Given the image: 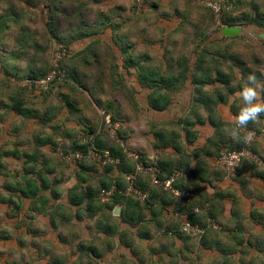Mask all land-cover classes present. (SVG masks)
<instances>
[{"label":"rangeland","instance_id":"374dc122","mask_svg":"<svg viewBox=\"0 0 264 264\" xmlns=\"http://www.w3.org/2000/svg\"><path fill=\"white\" fill-rule=\"evenodd\" d=\"M200 1L145 0L138 7L136 0H0V59L19 68L21 78L15 79L16 84L11 82L14 95L34 112V117L27 121L18 118L14 121L15 127L30 128L32 132L26 130L16 135L15 143L23 145L22 152L30 153L35 150L33 140L47 138L54 142L53 147L40 150L46 169L55 172L49 176L50 181L60 180L51 188L60 197L56 200L50 197L48 207L51 218L61 225L62 239L69 244L71 253H88V246L105 251L98 223L110 221L121 227L119 216L113 215V211L100 209L92 217L84 211L85 203L79 207L70 205L78 176L86 179L84 184L79 183L78 191L84 187L92 189L100 207L111 203L99 195L102 183L113 184L122 176L115 169L108 173L93 154L82 161L67 159L64 152L69 146L85 142L88 138L85 132L90 128L94 131L91 136L119 144L127 154H136L151 163L167 153L154 149L153 134L167 129L181 131L179 121L185 120V114L189 116L187 111L194 93L189 81L180 87V92L170 93V107L158 113L148 106L149 90L141 85L140 72L175 75L181 64L193 72L200 62L201 70L209 66L228 75L233 86L246 82L249 74L264 80V39L260 38L264 34V0H220L222 9L218 13ZM225 19L233 22L231 27L241 28V33L232 40L222 38ZM80 32H88L91 37L65 47L62 41L67 43L70 36ZM60 46L69 53L64 65L76 71L77 81L65 77L45 93L25 86L28 68L49 70ZM1 69L0 83H4ZM4 89L7 90V85L0 93ZM215 89L226 91L216 84L205 92ZM0 98L4 99L1 95ZM67 102L72 103L73 109L67 108ZM79 162L90 170H81ZM136 173L149 184L145 174ZM202 199L205 201V196ZM173 204L178 210L176 222L181 225L185 219L182 215L190 208L183 207L182 200ZM200 204L201 201L194 200L196 212ZM80 214L83 217H78ZM207 215L205 205L202 217ZM109 216L111 220L107 219ZM214 219L207 218L205 222L214 224ZM116 238H112L114 247ZM61 251L66 253L59 248L58 252Z\"/></svg>","mask_w":264,"mask_h":264},{"label":"crops","instance_id":"0c3cea01","mask_svg":"<svg viewBox=\"0 0 264 264\" xmlns=\"http://www.w3.org/2000/svg\"><path fill=\"white\" fill-rule=\"evenodd\" d=\"M0 67L4 82L0 83V90L7 85V90L0 93L4 97L0 98V264H264V134L252 144L259 162L247 159L230 176L214 164L215 157L223 148L217 151L210 142H237L229 135L234 124L232 116L242 106V101L235 94L227 99V104H220L216 109L218 119L224 123L220 129L206 121L204 111L193 114L189 108V116L185 114L184 117L190 125L196 124L190 127L197 132L196 139L189 144L185 132L177 131L181 134L178 140L181 154L169 148L164 156L176 165L186 162L188 168L197 171L201 178L196 183L198 197L205 196L211 200L210 211L216 223H205L201 237L178 236L174 233L178 227L176 205L167 204L160 210L159 199L152 211H146L145 222L135 227L120 223V235L100 233L104 243H111V249H106L97 259L91 252L82 255L80 251L71 253L69 244L62 239L61 225L51 218L49 202L46 203V198L51 197L49 190L39 191L34 198L25 197L20 192L33 180L41 184L27 173L31 165L25 164L24 158L17 159L13 153H32L22 152L23 145L15 143L16 135L27 131L32 133L30 128L15 127L14 122L16 118L27 121L32 117L18 115L9 109L12 98H16L11 82L16 84V80L5 74L1 62ZM188 81L193 87L190 79L183 85ZM192 101L193 98L189 102L190 107ZM232 107L235 111L231 110ZM196 114L204 119V125L197 123L199 117ZM164 131L169 133L171 130ZM41 140L32 141V146L39 152L45 147L37 146ZM40 162L35 168L44 171L46 161L41 152ZM49 176L53 175L45 174L43 178ZM182 217L185 222L186 214ZM76 227L79 228V224ZM113 237H117L115 247ZM59 248L66 253L58 252Z\"/></svg>","mask_w":264,"mask_h":264},{"label":"trees","instance_id":"16d2710c","mask_svg":"<svg viewBox=\"0 0 264 264\" xmlns=\"http://www.w3.org/2000/svg\"><path fill=\"white\" fill-rule=\"evenodd\" d=\"M60 1H63V0H60ZM223 23L225 24V26H233V22L230 19L223 20ZM88 37H91V34H88V32H80L76 34L75 36L74 35L70 36L67 43L65 41H62V39H59V40H61L64 43V45H67L65 47H68L70 43L78 41V40H82ZM222 38H229V37L223 36ZM229 39L232 40L231 38ZM231 58H233V56H229V59ZM65 61L66 59H64L61 63V68L65 71V77L70 78L72 80L75 79L74 81H77L76 71H74V69L67 68L66 65H64ZM0 62L4 66L3 69L6 75L11 76L15 79L21 78L18 76V72L20 71L18 67L14 68V66H10L2 59H0ZM238 63L240 65H243L239 61ZM201 67H202L201 63L197 62L195 64L193 72H191L190 69L186 65L181 64L179 71L175 75L170 74L169 76H163L151 70H147L146 72H143V71L140 72V75H139L140 83L144 88L149 90V94L147 98V103H148L149 108L158 113L166 111L172 103V97L170 96V92L178 91L185 81H187L188 79H191L193 87H194V93H193V101H192L189 112L191 111L194 114L198 112L199 110L204 111L207 114L206 121H208L211 126L216 127L217 129L223 128L224 123H222L220 119H218L216 109L218 105L220 104H227V99L230 96L234 95L235 93L239 92L244 82L233 86L232 80L228 75L215 70V68H210L209 66L206 67V69L204 70H201ZM50 68L49 70L47 69L40 70L39 68L32 66L28 68L25 79H38V78L44 77L48 74V72L50 71ZM198 72L201 73L200 76H195L196 73ZM54 83L51 84L48 91H50ZM216 84L226 89L225 93H222L219 90L217 91L216 89L210 93L209 92L206 93L204 91L207 87H213V86L215 87ZM40 93H45V92H40ZM15 97L16 98H12L9 109L14 111L16 114L22 115L24 117H34V112L31 109L26 108L24 106L22 98H20L19 96H15ZM66 106L68 109H73L71 102H67ZM234 109H235L234 107L231 108L232 111H235ZM235 114L237 113L234 112V115ZM195 116L199 117L197 118L198 119L197 123H199L200 126L204 125L205 123L204 119L202 117L201 119L200 116L197 114ZM263 118L264 116H261L256 122L249 123L247 126L248 130L252 129V130H255L257 133V138L255 139L253 143H255L256 140L262 134L261 122ZM178 124L182 127L181 130L185 132L186 139L188 140L189 144L193 143V141L196 139L197 132L194 129H191L190 127H194L196 124L193 123L190 125V123L186 119L179 121ZM233 126L234 124L232 125V127ZM85 134L88 137L85 142L72 143L69 146L68 150L64 152V154L68 156L70 154L79 152L82 154V158L80 159L82 161L83 157L87 156L90 150H93L95 153H98V154H103L104 152H108L111 158L118 160V164L115 167L112 165H107L106 171L109 173L115 169L118 171V175L122 177L115 179L113 184L106 183V182L102 183L101 189H109L112 186H115L116 192L111 199V203L108 206L100 207V206H97L95 203L96 194L94 193L92 189L88 187H84L82 190L80 189V191H78L79 183L82 182L84 184V182L86 181L84 176H78V184H76L72 188V195L70 196V205L79 207L81 206V204L85 203L84 211L87 214L91 215L92 217L96 215V213H98L100 209L105 208V209H108L112 213L115 207H119L120 208L119 222L123 224H127L130 227H135L138 224L146 221V211L148 210L152 211V209H154V205L157 204L156 201H158L159 199H160V203H159L160 210L163 209L167 204H172L178 201L174 197H172V195H170L169 193H166L162 191L161 188L154 186L148 174L143 173L148 177L149 184H147L146 182H143L137 177L138 176L136 173L137 163H141L142 165L146 166V165L152 164V162L151 163L145 162L144 160L140 159V157H138L137 161H133L129 159L128 154L124 151V149L119 144H109L105 142V140L99 138L98 136H91L94 134V131L91 130L90 128L87 130V132H85ZM180 136L181 134L176 131H172V132L170 131L169 133H165L162 130L157 131L153 134V137H154L153 147L156 150H160L162 153L166 149L171 148L176 153L181 154L182 148L180 146V143L178 142ZM89 137H91V139ZM213 141H210V142L213 143L212 147L216 149L217 151L222 148L223 150H238L244 146V144L240 142L232 143L233 141L232 142L228 141L226 143H223L221 142V140L219 142L218 141L213 142ZM46 145L53 147L54 142L51 139L46 138L37 143L38 147L46 146ZM249 149L253 153H255L252 145L249 146ZM13 153H15L14 156L17 159L24 158L25 164L31 165L27 173L32 174V176L36 177L35 179H38L39 181H41V184H37L36 182H34V180L33 182L32 181L28 182L25 185V190H20V192L23 193L22 195L28 198H34L37 196L39 191L49 190L52 199L56 200L59 197V194L56 190H51V188L55 186V184L59 183L60 180L50 181L49 178L47 179L43 178V175L45 174L54 175L55 172L52 169H45L44 171L36 170L35 167L41 163L40 162V152L38 148L31 154L23 153L19 155L18 152H13ZM219 154L220 152L218 153V155ZM80 160H76V161H80ZM79 163H80L81 170L83 171L90 170L86 168L81 162ZM154 163H155V167L159 170L158 176H159V179L161 180L168 178L175 171L185 172L186 178L180 180L177 183L176 187L179 189L190 190L194 194L193 200H191L189 203L183 204V207L190 208V209L185 213L186 221L182 222L181 225L178 224L177 230L176 232L174 231V233H176V235L178 236L186 235L180 230L182 224L184 223H191L192 225H198L200 228L202 227L204 228L205 223H206L205 220H207V218H212L214 216L212 215L210 211L211 200L208 197H205V201H204L202 199V196L198 197L197 188L193 187L194 186L193 184L197 185L196 184L197 181L201 179L197 171H194L188 168V164L186 162L179 163L181 165H176L172 160L168 159L167 157L159 158ZM223 172L227 174L225 170H223ZM129 176H134V180H133L134 187L140 190L141 192L147 194V198L144 201H140L138 198H135L133 196L124 195V192L126 188L128 187L127 182L129 181L127 180V178ZM192 179L195 181L194 183ZM49 200L50 198H46V203H48ZM194 200H196V202L198 200L201 201L200 207L199 208L197 207L199 212H196L194 210ZM202 200H203V203H202ZM205 205L208 206V215L202 217V210H204ZM78 217H83V215L80 214V216L78 215ZM107 219L111 220L112 217L109 216ZM98 224H99L98 229L100 230V233H103L105 235L114 236L117 234L120 235L121 233L119 231L120 226L113 222H110V221L108 223L100 222ZM186 236L189 237V235H186ZM192 237L195 238L198 236H192ZM104 245H106L104 249L105 251L106 249L108 250L111 249V243L110 244L105 243ZM86 249L88 253L91 252L92 255H94V257L97 259L101 258L102 255L105 253V251L99 252L96 248H93L91 246L90 247L88 246ZM83 254H86V253H83ZM83 264H86V262Z\"/></svg>","mask_w":264,"mask_h":264},{"label":"built area","instance_id":"2783aa9c","mask_svg":"<svg viewBox=\"0 0 264 264\" xmlns=\"http://www.w3.org/2000/svg\"><path fill=\"white\" fill-rule=\"evenodd\" d=\"M203 4H207L206 6L211 7L214 12L218 13L221 8L220 0H201ZM200 1V2H201ZM145 0H136L138 7H141ZM69 57V53L64 46H60L53 55L51 69L48 74L44 77L38 79H26L25 84L34 88L38 92H46L52 83L64 80L65 71L61 68V63L64 59ZM262 124V134H264V118L261 122ZM246 131H251L254 133L253 140L251 143L245 145L238 150H224L222 151L216 158L215 164L226 171L228 175L235 174L237 168L244 160H252L255 163L259 162L258 157L249 149V146L253 144L255 139L257 138V133L255 130H241V134L244 135ZM89 151L87 155L93 154L98 163L105 167L107 165L116 166L118 164V160L113 159L109 156L108 152H104L103 154H98L95 152ZM233 154H236L235 157ZM67 159L70 160H80L82 158V154L77 152L74 154H70L66 156ZM128 158L137 161L138 156L136 154H128ZM238 158V159H237ZM136 172L146 173L150 176L152 184L162 189V191L169 193L176 200H182L184 203H189L193 199V192L186 189L177 188V183L186 178V173L183 171H175L168 178L161 180L159 179V170L155 167V163L149 165H142L141 163H137ZM129 181L128 187L126 188L124 195L133 196L138 198L140 201H144L147 198V194L141 192L133 185L134 176H129L127 178ZM116 192V187L112 186L109 189H101L100 197L102 200H111ZM181 232L185 233L189 236H200L203 234V230L198 225H192L191 223H184L181 226Z\"/></svg>","mask_w":264,"mask_h":264},{"label":"clouds","instance_id":"9594fccd","mask_svg":"<svg viewBox=\"0 0 264 264\" xmlns=\"http://www.w3.org/2000/svg\"><path fill=\"white\" fill-rule=\"evenodd\" d=\"M235 95L242 101V106L237 114L232 116L234 126L231 127L229 135L237 142L247 145L253 140L254 133L246 131L242 136L241 130H247L249 123L264 116V80L258 79L255 74H249ZM235 155L233 154L234 157Z\"/></svg>","mask_w":264,"mask_h":264},{"label":"water","instance_id":"95a60500","mask_svg":"<svg viewBox=\"0 0 264 264\" xmlns=\"http://www.w3.org/2000/svg\"><path fill=\"white\" fill-rule=\"evenodd\" d=\"M240 33H241V28H239V27L226 26V27H223L221 30V34L224 37H229V38L236 37ZM260 38L264 39V34H261ZM118 214H119V208H115L113 211V215L117 216Z\"/></svg>","mask_w":264,"mask_h":264}]
</instances>
